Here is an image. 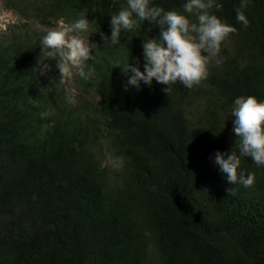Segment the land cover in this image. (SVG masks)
Segmentation results:
<instances>
[{"label":"trees","instance_id":"obj_1","mask_svg":"<svg viewBox=\"0 0 264 264\" xmlns=\"http://www.w3.org/2000/svg\"><path fill=\"white\" fill-rule=\"evenodd\" d=\"M125 2L5 0L25 21L0 31V264H264V167L243 160L255 183L231 186L212 160L234 148V98L264 99V0L244 10L248 27L236 21L240 0H223L216 14L237 32L205 80L169 94L155 80L128 85L121 68L129 55L143 71V40L158 26L104 44ZM154 2L182 11L184 0ZM82 15L99 49L71 96L56 72L42 74L46 32L29 21Z\"/></svg>","mask_w":264,"mask_h":264},{"label":"clouds","instance_id":"obj_2","mask_svg":"<svg viewBox=\"0 0 264 264\" xmlns=\"http://www.w3.org/2000/svg\"><path fill=\"white\" fill-rule=\"evenodd\" d=\"M251 3L252 0H240L236 9V21L242 27L250 24L244 10ZM181 7L182 11L166 10L154 0H126L119 11L110 13V37L101 33L109 47L119 46L125 33L139 29L145 21L159 27L158 36L143 40V71L138 58L136 64L129 63V55L123 66L114 62L126 75L131 73L128 85L139 89L141 83L151 86L155 80L169 94L177 82L192 89L207 78L209 64L219 56L226 38L237 29L216 14L223 8V0H184ZM91 34L90 21L82 15L72 22H59L42 36L43 52L57 60L61 81L75 75L87 82L94 76L95 70L87 61L94 59L99 48L90 42ZM43 67L47 70L49 65ZM229 117L235 134L234 148L231 152L217 150L213 164L229 185L251 187L255 173L246 170L242 161L250 159L257 167H264V99L255 95L236 96Z\"/></svg>","mask_w":264,"mask_h":264},{"label":"rangeland","instance_id":"obj_3","mask_svg":"<svg viewBox=\"0 0 264 264\" xmlns=\"http://www.w3.org/2000/svg\"><path fill=\"white\" fill-rule=\"evenodd\" d=\"M24 21H25L24 18H22L17 12L6 9L5 0H0V31L3 32L6 29L7 24H18ZM29 25L39 32H47L48 30L57 27L58 23L51 27H45L44 25L40 24L39 22L35 20H30ZM83 35L87 36L88 34L85 33ZM56 63H57V60L55 58L45 57V60L43 61V65L41 67L42 74L45 76H48L52 74L53 72H56V74L61 76L59 69L56 67ZM45 64L49 65V68L47 70H45L43 67ZM73 78L74 76L65 80L66 86H67V92L71 96L75 92V89H76L75 84L73 82ZM107 162L111 165H114L115 167L118 165V162L113 159H109L107 160Z\"/></svg>","mask_w":264,"mask_h":264}]
</instances>
